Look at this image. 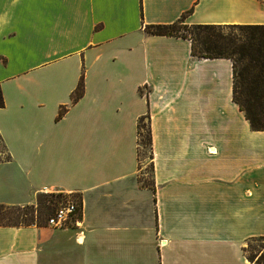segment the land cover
Instances as JSON below:
<instances>
[{"label": "crops", "instance_id": "obj_1", "mask_svg": "<svg viewBox=\"0 0 264 264\" xmlns=\"http://www.w3.org/2000/svg\"><path fill=\"white\" fill-rule=\"evenodd\" d=\"M181 19L264 25V0H0V205H82L79 226L0 225V264H253L264 130L234 100L231 58L145 30Z\"/></svg>", "mask_w": 264, "mask_h": 264}, {"label": "rangeland", "instance_id": "obj_2", "mask_svg": "<svg viewBox=\"0 0 264 264\" xmlns=\"http://www.w3.org/2000/svg\"><path fill=\"white\" fill-rule=\"evenodd\" d=\"M195 43L197 52L206 54L223 51L229 54L236 65L235 98L252 115L263 118L264 113V26L257 25H222V26H187L182 29ZM144 136L140 144L141 161L146 165L145 177L149 183L151 176L150 150L148 145L147 121ZM1 162L8 161L7 149L0 137ZM38 197V196H37ZM37 207V200L33 204ZM38 220L46 224V217L53 214L54 204L45 201L38 205ZM35 214V213H34ZM245 251L254 264H264V238H255L247 242Z\"/></svg>", "mask_w": 264, "mask_h": 264}, {"label": "trees", "instance_id": "obj_3", "mask_svg": "<svg viewBox=\"0 0 264 264\" xmlns=\"http://www.w3.org/2000/svg\"><path fill=\"white\" fill-rule=\"evenodd\" d=\"M187 26H188L187 24H184V20L181 19L178 22H176L174 24H169V25H146L145 30L151 34L176 35V36H182L185 38H190L185 34H181V32H180L182 29L187 28ZM194 26L209 27V26H218V25H194ZM257 26H264V25H257ZM193 54L201 56V57H226V58L232 59V57L229 54H227L223 51L206 53V54H203V53L199 54L196 50V46H195L194 41H193ZM233 63H234V60H233ZM236 84H237L236 83V65L234 63V100L236 103L239 104L241 110H243L245 112L248 120L251 123L252 128L255 130H264V116H263V118H260L258 115H252L250 113V111L247 108L243 107L235 98ZM83 93H84V77L82 75L76 90L72 94L73 102L78 101L83 96ZM3 106H4V98H3V93L1 90V86H0V107H3ZM66 110H67V108L62 107L59 111L58 118H61L65 114ZM263 115H264V113H263ZM142 121L143 120H141L139 123L140 144H141L142 138L144 136L143 129L145 127V125L142 124ZM147 133H148V145H149V149H150L151 134H150L149 129H148ZM3 144H4V142H3ZM4 146H5V144H4ZM5 148H6V146H5ZM139 156H140V148H139ZM6 159L7 160L10 159V155H9L8 151H7V158ZM2 160L3 159L0 158V162ZM63 198H64L63 193H40L37 197V207L39 204H43L45 201H49L50 203L54 204V208L52 210V212H54L56 207L63 200ZM37 207L35 205H26V206L0 205V225L1 226H27V225L36 224L38 226H46L45 223H42L41 221L38 220L39 210ZM49 217L50 216L46 217V219H45L46 222H47ZM249 259L253 263V259L251 257H249Z\"/></svg>", "mask_w": 264, "mask_h": 264}, {"label": "built area", "instance_id": "obj_4", "mask_svg": "<svg viewBox=\"0 0 264 264\" xmlns=\"http://www.w3.org/2000/svg\"><path fill=\"white\" fill-rule=\"evenodd\" d=\"M60 193V192H47ZM64 198L48 218L46 226L56 229L69 228L71 225L79 226L81 223L82 205L80 197L71 193H63Z\"/></svg>", "mask_w": 264, "mask_h": 264}]
</instances>
